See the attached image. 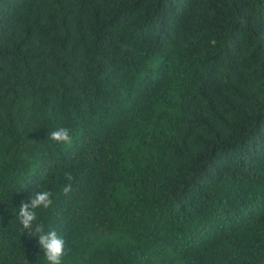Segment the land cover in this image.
Masks as SVG:
<instances>
[{
    "label": "trees",
    "instance_id": "16d2710c",
    "mask_svg": "<svg viewBox=\"0 0 264 264\" xmlns=\"http://www.w3.org/2000/svg\"><path fill=\"white\" fill-rule=\"evenodd\" d=\"M37 185L62 264H264V0H0V264Z\"/></svg>",
    "mask_w": 264,
    "mask_h": 264
},
{
    "label": "clouds",
    "instance_id": "9594fccd",
    "mask_svg": "<svg viewBox=\"0 0 264 264\" xmlns=\"http://www.w3.org/2000/svg\"><path fill=\"white\" fill-rule=\"evenodd\" d=\"M48 138L60 145H70L72 136L66 127H60L48 133ZM69 183L65 184L62 192L67 195L72 191L70 173L66 174ZM32 189L27 202L22 201L17 212V220L20 225V233H27L38 238V244L42 249L48 264H62V257L66 255L65 240L58 235L55 229H47L45 224L39 219L38 209H49L52 207V191Z\"/></svg>",
    "mask_w": 264,
    "mask_h": 264
}]
</instances>
